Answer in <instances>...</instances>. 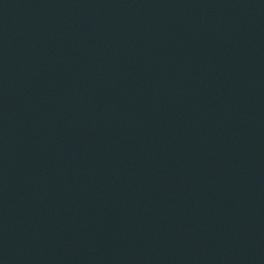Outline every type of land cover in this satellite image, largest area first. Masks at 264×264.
<instances>
[{
    "label": "water",
    "instance_id": "95a60500",
    "mask_svg": "<svg viewBox=\"0 0 264 264\" xmlns=\"http://www.w3.org/2000/svg\"><path fill=\"white\" fill-rule=\"evenodd\" d=\"M0 264H264V0H0Z\"/></svg>",
    "mask_w": 264,
    "mask_h": 264
}]
</instances>
